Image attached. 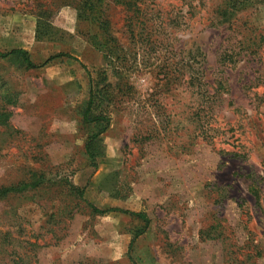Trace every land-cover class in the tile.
I'll return each mask as SVG.
<instances>
[{
	"label": "rangeland",
	"instance_id": "rangeland-1",
	"mask_svg": "<svg viewBox=\"0 0 264 264\" xmlns=\"http://www.w3.org/2000/svg\"><path fill=\"white\" fill-rule=\"evenodd\" d=\"M226 1L106 0L95 22L82 0H0V51L39 65L0 57V187L44 181L0 198V264H264V1L225 20ZM104 71L94 167L78 112ZM89 203L150 223L133 240L142 220Z\"/></svg>",
	"mask_w": 264,
	"mask_h": 264
},
{
	"label": "trees",
	"instance_id": "trees-1",
	"mask_svg": "<svg viewBox=\"0 0 264 264\" xmlns=\"http://www.w3.org/2000/svg\"><path fill=\"white\" fill-rule=\"evenodd\" d=\"M106 0H82V13H85L86 16H89L92 21L100 22L104 20V11L103 5ZM117 4L124 5L128 9H133L137 7L139 0H113ZM264 0H227L225 6L221 9L220 15L225 18V20H230L237 12L243 11L249 6H252L256 2H263ZM139 8V6H138ZM42 19H44V14L41 15ZM38 25V33L39 34H51L52 27L44 21H40ZM43 22V23H41ZM261 38H264V33H261ZM111 36L106 37L102 40L94 41V44L103 48V50L107 54H111L112 56V46L110 41ZM107 44V45H106ZM107 46V48H105ZM256 50H258V43L256 45ZM254 50L253 53L257 51ZM62 54H58L59 56ZM10 56H17L22 60V63L26 65L27 68H36L39 65H36L30 58L27 50L22 48H15L8 52H1L0 57L6 58ZM55 56H51L44 63L51 61ZM226 57V56H225ZM97 76H100V80L95 79V76L90 74V87H89V97L88 99L81 105L80 110L78 112L81 121L86 124L90 131L88 132V136L85 142V150L87 155L89 156L92 165L94 167L98 166L99 159L103 156V144H102V135L108 130L111 125V115L110 109L114 105V100L116 97V93L111 84L106 83L108 80V75L106 72L97 73ZM9 115L7 113L0 111V124H4L8 121ZM44 181L40 176L34 175L29 181L20 182L18 184H14L11 186H3L0 187V198L8 196L13 193L25 192L28 190H33L38 188ZM72 189L78 194L80 197H83V190L71 185ZM92 211L98 214H106L110 212H122L129 214L133 217H136L143 221L144 225L138 227L134 230L133 240L141 236L146 232L150 220L145 212L139 211H130L125 209H119L117 207L110 208H100L92 203H89ZM130 246L132 245V242ZM19 264V263H18Z\"/></svg>",
	"mask_w": 264,
	"mask_h": 264
}]
</instances>
